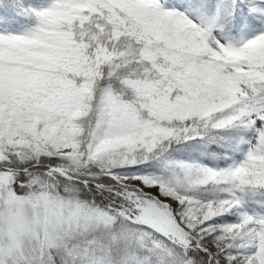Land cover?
<instances>
[{"label": "snow or ice", "instance_id": "6c2138e0", "mask_svg": "<svg viewBox=\"0 0 264 264\" xmlns=\"http://www.w3.org/2000/svg\"><path fill=\"white\" fill-rule=\"evenodd\" d=\"M0 264H264V0H0Z\"/></svg>", "mask_w": 264, "mask_h": 264}]
</instances>
